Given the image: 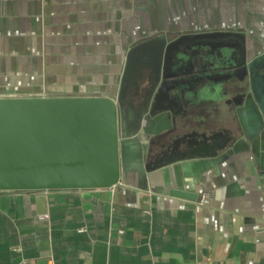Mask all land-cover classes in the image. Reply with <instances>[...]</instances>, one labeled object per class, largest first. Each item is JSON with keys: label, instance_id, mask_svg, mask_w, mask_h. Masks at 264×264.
I'll use <instances>...</instances> for the list:
<instances>
[{"label": "crops", "instance_id": "0c3cea01", "mask_svg": "<svg viewBox=\"0 0 264 264\" xmlns=\"http://www.w3.org/2000/svg\"><path fill=\"white\" fill-rule=\"evenodd\" d=\"M261 51L264 0H0V98L121 97L127 130L114 185L0 190V264H264V117L232 69Z\"/></svg>", "mask_w": 264, "mask_h": 264}, {"label": "water", "instance_id": "95a60500", "mask_svg": "<svg viewBox=\"0 0 264 264\" xmlns=\"http://www.w3.org/2000/svg\"><path fill=\"white\" fill-rule=\"evenodd\" d=\"M152 42L164 43L165 35L138 47ZM238 68L242 74L236 84L247 81L264 117V51L248 60L242 57ZM125 116L121 97L0 98V190L114 185L120 177L119 141L127 135ZM169 192L196 198L188 191Z\"/></svg>", "mask_w": 264, "mask_h": 264}, {"label": "flooded vegetation", "instance_id": "af4514ba", "mask_svg": "<svg viewBox=\"0 0 264 264\" xmlns=\"http://www.w3.org/2000/svg\"><path fill=\"white\" fill-rule=\"evenodd\" d=\"M158 36V35H157ZM165 39H166V36H165ZM236 60H240V54L238 55V57H237V59ZM233 68V71H234V74L237 76V77H241V74H242V72H241V70H240V68H238V66H232Z\"/></svg>", "mask_w": 264, "mask_h": 264}, {"label": "built area", "instance_id": "2783aa9c", "mask_svg": "<svg viewBox=\"0 0 264 264\" xmlns=\"http://www.w3.org/2000/svg\"><path fill=\"white\" fill-rule=\"evenodd\" d=\"M203 201L202 197H201V202ZM200 264H214V263H211V262H206V263H200Z\"/></svg>", "mask_w": 264, "mask_h": 264}, {"label": "rangeland", "instance_id": "374dc122", "mask_svg": "<svg viewBox=\"0 0 264 264\" xmlns=\"http://www.w3.org/2000/svg\"><path fill=\"white\" fill-rule=\"evenodd\" d=\"M219 83V82H218ZM236 83H237V81H236Z\"/></svg>", "mask_w": 264, "mask_h": 264}]
</instances>
